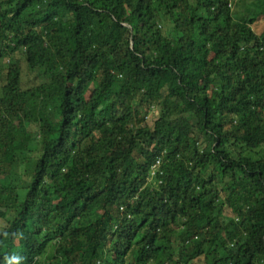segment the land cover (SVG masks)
I'll use <instances>...</instances> for the list:
<instances>
[{
    "label": "trees",
    "instance_id": "1",
    "mask_svg": "<svg viewBox=\"0 0 264 264\" xmlns=\"http://www.w3.org/2000/svg\"><path fill=\"white\" fill-rule=\"evenodd\" d=\"M230 1L0 0V264H264V0Z\"/></svg>",
    "mask_w": 264,
    "mask_h": 264
},
{
    "label": "rangeland",
    "instance_id": "2",
    "mask_svg": "<svg viewBox=\"0 0 264 264\" xmlns=\"http://www.w3.org/2000/svg\"><path fill=\"white\" fill-rule=\"evenodd\" d=\"M247 3H248L247 0H231L230 1V4H231L230 6H231V9L233 11H236L237 9H239L240 13L247 12V11L252 12L253 11V6H250ZM263 20L264 19L260 16L256 20V23L253 25L254 26L253 29L255 30L256 33H259L261 31V29L263 28V23H264ZM19 61H20V67H21L22 73H27V77L34 76L33 73H36L37 70L28 69L23 54H21V56L19 57ZM38 72H37V74H38ZM226 213H228V211ZM97 236H98V243L100 245H103L105 243L104 237L101 235L100 232H97Z\"/></svg>",
    "mask_w": 264,
    "mask_h": 264
},
{
    "label": "clouds",
    "instance_id": "3",
    "mask_svg": "<svg viewBox=\"0 0 264 264\" xmlns=\"http://www.w3.org/2000/svg\"><path fill=\"white\" fill-rule=\"evenodd\" d=\"M23 260V257L13 254L10 257H6L7 264H20V261Z\"/></svg>",
    "mask_w": 264,
    "mask_h": 264
},
{
    "label": "built area",
    "instance_id": "4",
    "mask_svg": "<svg viewBox=\"0 0 264 264\" xmlns=\"http://www.w3.org/2000/svg\"><path fill=\"white\" fill-rule=\"evenodd\" d=\"M159 162H160V161H159V160H157V161H156V164H159Z\"/></svg>",
    "mask_w": 264,
    "mask_h": 264
}]
</instances>
